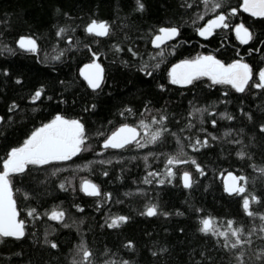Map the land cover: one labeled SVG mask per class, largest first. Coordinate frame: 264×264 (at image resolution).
<instances>
[{"label": "trees", "instance_id": "16d2710c", "mask_svg": "<svg viewBox=\"0 0 264 264\" xmlns=\"http://www.w3.org/2000/svg\"><path fill=\"white\" fill-rule=\"evenodd\" d=\"M143 2L146 4V11L143 14H132L134 0H0V31L6 33L5 36H0V70L8 69L10 72L7 78L0 72V117H3L0 120V137L7 136V139L0 138V161L4 158L9 145L22 140L25 132L42 122H47L51 119L49 114L55 115L56 112H61L69 119L81 117L87 119L89 135L96 136V130L101 125H104V131L110 134L115 127H119L120 122L138 126L143 119L145 123L150 124L152 117L167 104L169 115L175 117L168 127L176 133L169 135L163 145H149L146 150L138 151L134 146L128 151L107 150V154L102 157L85 153L82 159L67 165L72 171L64 172L59 179L51 177L56 184L67 182V191L48 188L49 194H45L46 190L38 187L39 181L45 180L46 175L50 176L51 169L46 175L17 174L12 182V197L16 202L17 210L21 213L18 218L26 219L27 211L38 206V214L42 217L36 221L31 218L26 219L30 233H37L43 240L45 232H52L58 222L48 220L47 213L53 210L64 211L65 222L72 227L57 228L55 239L61 241L59 251H42L33 246L31 234L23 242L15 241L13 238H3V242H0V264H19V260L15 257L10 260L6 258L21 249L25 251V259L30 256L36 264H71L81 237L94 253L95 264L121 260H127L129 264H192L190 254H193L194 249L195 259L200 258V251L207 249L216 259V264H230V262L235 264L226 251L214 248V238L197 231L199 220L212 217V223L221 230L227 227L229 219L236 221L235 227L243 225L246 231L253 225L259 227L258 217L253 220L243 213L242 196H229L223 192L224 182L221 174L225 176L231 171L236 176L246 175L247 185L244 181H240V184L247 188L248 194L258 193L264 196V192H261V189H264V174L258 171L259 168L264 167V138L258 137L253 143L251 137L255 134L257 125L249 123L239 113L240 100H243L245 110L252 109L259 122L261 117L258 106L264 104V95H261L257 89L246 90L244 94L230 97V102L223 105L217 103V98L222 99L221 94L230 86L217 85L208 88L207 78H202L204 83L191 91L172 86L167 93L162 94L150 78L137 73L135 66L131 70L123 68L119 65V58L113 64L114 57L110 53V46L122 41L124 36L128 35L134 43L125 44V52L120 58L130 57L131 54L127 53L126 49L131 46L142 55L145 63H151L149 55H155L159 51L167 54L173 51L172 45L177 41L182 43L187 40V44L177 49L179 55H166L165 74L172 64L181 59L194 58L201 52L215 53L218 49H221L218 58L225 62L230 63L232 59L237 58L235 52L238 51L240 56L244 57V62L255 65L264 54L253 53V58L250 59L248 52L250 47L258 48L260 40H264V36H261L260 40L255 39L258 33L264 31V25L259 23L264 18L252 17L250 13H244L240 7L243 0H220L226 13H230L232 8L238 10L236 16L229 15L232 27L243 23L245 27H249L254 39L246 45L241 44L234 31L219 29L209 39L202 40L195 34L192 19L195 18L197 25L202 26L209 18L218 14L210 8L206 9L203 0H183L185 4L193 5L187 15H182L184 9L178 8L181 0H143ZM62 13H68L69 17L75 20V24ZM197 14L204 19H199ZM92 18L108 21L110 25H114L111 29V37H95L84 33L82 26ZM177 23L181 29V36L165 43L160 49H155L150 39L147 43L139 39L140 36L154 35L152 28L158 29L161 24L175 26ZM125 24L130 26L127 32L122 31L121 28ZM53 25L68 29L72 38L81 42L80 48L87 45L98 53L99 62L106 70V83L102 93H93L86 87H77L82 83L79 68L90 60L76 51V43L72 45L75 55H65L63 66L58 73L45 70L46 65L60 63L55 61L54 57L60 55L70 38L68 33L64 35L63 40L56 37ZM76 25H80L81 28L72 32ZM20 35L32 36L37 41L39 62L35 54L22 53L16 47L15 40ZM7 48H12L16 55L8 52ZM156 75L159 76L160 73L157 72ZM17 78L22 80L21 85L15 84ZM60 80L65 81L64 88L58 87ZM41 86L45 87L46 94L41 100L32 103L30 94ZM53 90L56 94L63 92L68 102L57 107L55 98L49 101L47 97L53 94ZM193 92L198 94V98L194 101L195 107L213 105L208 107V112L213 113L217 120L215 128L208 120L202 130L198 117L188 115L189 102L194 99ZM257 96L259 98H256ZM97 97L99 101L94 114L82 113L84 107L91 108V102L96 101ZM142 97L144 100L152 101L147 110L144 109ZM74 98L77 101L75 106H73ZM13 101L19 104V111L15 115L8 112ZM121 105L136 107L139 112L134 116L129 115L126 120H117L113 117V113ZM225 112L235 118L221 119L219 113ZM9 116L14 121L11 126H9ZM109 121H112L111 126L108 125ZM188 124L192 127L183 132L179 131ZM147 131L148 129L138 127L141 138ZM212 136L217 139L213 140ZM189 137L191 143H195L196 140L203 142L207 139V146L201 148L198 153L194 152ZM92 148L94 152L101 151L96 147L95 140L92 141ZM181 150L184 159L195 158L201 164L206 173L204 177L195 173L194 165H180L173 167L177 178L172 184L157 185L155 181L150 185L143 183L147 171L163 172L166 158L180 154ZM241 150L246 152L243 159L237 156ZM149 152L153 155L149 157L146 166L143 157ZM133 156L138 158L132 159ZM249 156L252 159H249ZM94 158L110 159L112 163L90 165L88 162ZM253 164L256 170L253 169ZM185 170L194 174V184L191 189L183 188L179 180V176ZM104 171L109 175L104 176ZM85 180H90L99 187L101 191L99 197L88 196L80 191V186ZM152 204L157 205L158 214L155 217L141 216L140 213L146 211ZM73 205L84 209L83 213L77 211ZM97 206L101 207L102 211L97 210ZM196 209L202 211L197 212ZM250 209L256 213H264V205L251 203ZM165 212L169 214L164 215ZM177 212L183 214L177 215ZM119 215H129L132 221L122 229L101 227L106 217ZM128 240L134 242V251L122 247ZM253 240L256 241L255 247L258 248L260 242L255 236ZM159 248H167V252H158L157 256H152L151 252L158 251ZM244 259L247 261L248 256Z\"/></svg>", "mask_w": 264, "mask_h": 264}, {"label": "snow or ice", "instance_id": "6c2138e0", "mask_svg": "<svg viewBox=\"0 0 264 264\" xmlns=\"http://www.w3.org/2000/svg\"><path fill=\"white\" fill-rule=\"evenodd\" d=\"M206 9L210 8L211 11L217 13L214 18L208 19L207 23L203 26H198L196 19H192L193 28L195 34L199 37L207 40L212 37L214 30L216 29H228L229 31H234L237 38L240 40L241 44H248L249 41L253 40V34L249 31V27H245L243 23L232 24L229 22V15L236 16L237 8H232L230 13H226L224 7L220 0H203ZM193 7V5H187L181 0L178 8L184 9L181 13L182 15H187L188 11ZM244 13H250L252 17L264 18V0H243L240 5ZM59 11V10H57ZM146 11V4L143 0H134L132 7V14H143ZM63 16L69 17L68 13H62ZM199 19H204L203 16L197 14ZM72 23L75 24V20L72 19ZM234 23V22H233ZM259 23L264 25V19L260 20ZM114 25H110L108 21L100 20L95 18L90 19L86 24L82 26L84 33L89 35H94L95 37H111V29ZM55 29V36L61 38L66 33L69 34V40L65 45V48L61 50L60 55L54 57L55 61L60 63H53L52 65L45 66V70L50 73H58L62 68L64 63L65 55H75L73 52V43L77 44L76 51L81 55H84L90 60L89 63H84L82 67L79 68V77H82V83L77 85V87H86V89H91L93 93H102L103 86L106 83V70L101 63L97 62L99 59L98 53L85 45L83 48L79 47L81 43L78 40H74L71 33L65 27H59L58 25H53ZM80 25H76L71 31L75 32L80 29ZM122 31H129V25H122ZM51 31V30H50ZM152 32L155 33L152 36H140L139 39L144 40L145 43L150 39L151 45L155 49H160L162 45H165L166 41L173 40L181 36V29L179 23L175 26H164L161 24L159 28H152ZM6 33L0 31V36H5ZM264 36V31L258 33L255 39L260 40V37ZM134 41L130 39L128 35H125L122 41H117V43L110 46V53L114 57L113 64L117 62L119 58V65L127 70H131L134 66L136 67L137 73H142L144 77L150 78L155 87L160 93H167L172 86H177L178 89H184L186 91H191L197 88L199 85L204 83L202 78H207L209 82L207 84L208 88H214L217 85L230 86V88L224 91L222 99L217 98V103L227 105L230 102V97L235 94H244L246 90L257 89L261 95H264V55L261 56L260 61L256 62L255 65H250L248 62H244V57L240 56V53L235 52L234 58L231 62H225L223 59L218 58L221 49L217 52H201L198 53L194 58L181 59L177 63L172 64L165 74L164 69L167 67L164 64V60L167 56L179 55L177 51L178 48L183 47L188 41L184 40L182 43L177 41L176 44L172 45L173 51L165 53L164 51H159L155 55H149V61L151 63H145L143 61L142 55L135 51L131 46L127 47L126 52L130 53L128 59L120 58L125 52V44H132ZM15 45L18 47L22 53L35 54L37 62L39 46L37 41L32 36L20 35L18 39L15 40ZM203 47V46H202ZM224 46L222 45V48ZM7 51L16 55V52L12 48H7ZM91 53V55H88ZM253 53L264 54V40H260V46L258 48H249L248 57L253 58ZM170 62V61H169ZM163 65V66H162ZM258 69V70H257ZM2 75L7 78L10 76L8 69L0 70ZM159 72L160 75L157 76L156 73ZM160 81V82H157ZM74 83V82H73ZM15 84L21 85L22 80L17 78ZM65 81H58V87L64 88ZM67 91V89H65ZM46 94V89L44 86L37 88L34 92L30 94V101L35 103ZM109 96L111 93L108 94ZM57 101V107L59 104H66L67 98L64 96L63 92L56 94L53 90L52 95H48L47 99L52 101L53 99ZM193 101L189 102L190 111L189 116L198 117L199 123L202 126L210 120L213 128L217 126V120L214 118L213 113L208 112V107H195L194 101L198 98V94L193 92ZM256 98H259L258 96ZM144 109L147 110L152 104L151 100H144L141 98ZM99 97L96 101L91 102V108L87 106L82 109V113L86 112L89 115L94 114L97 109V104ZM77 103L76 99H73V106ZM260 110V120L257 122L252 109L245 110L244 101L240 100L239 113L241 117L246 118L247 121L253 125H257L255 128V134L251 137V141L255 143L258 137L264 138V104L258 106ZM35 110V109H33ZM19 111V104L13 101L8 108V112L15 115ZM139 112L136 107H125L121 105L113 117L117 120H126L129 115H135ZM207 114V115H206ZM51 119L47 122H42L39 126H35L33 129H29L23 134L22 140H17L14 144L9 145L6 148L5 156L0 161V242H3V238H13L15 241L23 242L31 234L33 237L32 244L35 247L40 248L42 251H59L61 247V241L55 239L57 228H71L72 225L65 222L66 214L64 211H51L47 213V218L50 221H57L58 224L53 228L52 232H45L43 240L39 238L37 233H30L26 225V219L31 218L33 221L40 220L42 217L38 214V207L30 208L25 214L26 219L18 218L21 213L17 210V205L12 197V187L13 180L16 178L17 174L30 176L32 174L40 175L47 174L49 169H51L50 176L46 175L45 180H41L38 183V187H43L47 192L48 188L59 191H67V182H60L56 184L55 181L51 180V177L59 176L64 172L72 171L67 165L75 163V160L82 159L85 153H91L94 157H102L107 154V150H124L128 151L133 149L136 150H146L149 145H163L167 140L169 135H176L172 132L171 128L168 127L169 124L175 120L174 116L169 115L168 105L165 104L158 112L156 116H153L151 123H145L143 119L140 120L138 126H133L128 122H120L119 127H115L110 134L104 131V125H101L97 129L96 136H90L88 130L87 119L66 118L61 112H56L55 115L51 113ZM142 115V113H141ZM221 119L233 120L235 117L229 115L228 113H219ZM3 117H0L2 120ZM14 123L11 116H9V126ZM108 125H112V121L108 122ZM139 128L148 129L145 136L141 138L138 132ZM192 125H185V128L179 129L180 132L191 128ZM228 135V133H225ZM7 139V136L0 137ZM190 146L194 152H199L201 148L207 146V139L203 142L196 140L195 143H191V137L188 138ZM212 139H217L212 136ZM96 141V147L101 149L99 152H94L92 148V141ZM153 153H148L143 157L145 165H148L149 157ZM240 158H245L246 152L241 150L237 153ZM138 157L133 156L132 159H137ZM252 159L251 156L248 157ZM90 165H104L111 164L112 161L105 159H93L88 162ZM195 166V173L201 177L206 175L205 169L197 162L195 158L184 159L183 150L180 154L175 156H168L166 158L165 169L161 171H147L143 183L152 184L155 181L157 185L172 184L173 180L177 178V173L173 171L174 166ZM253 169L256 170V166L252 165ZM261 174H264V167L258 169ZM104 176H108L107 171L103 172ZM193 172L185 170L179 176V180L185 189H191L194 184ZM223 179V192L227 193L229 196L236 195L242 196V210L245 216L255 220L259 218L260 224L257 228L253 225L250 229L246 231L243 225L235 227L236 221L229 219L227 220V227L221 230L219 227L212 223V217H205L199 220V227L197 231L205 236H210L215 239L214 248L226 251L235 261V264H264V213H256L250 209L251 203H256L258 205H264V196L258 193L248 194L247 188L239 184V181H244L247 185L248 177L246 175L236 176L233 172L229 171L227 177L225 178L221 174ZM231 181V182H230ZM80 191L88 196L99 197L101 191L99 187L92 183L90 180H85L80 186ZM264 192V189H261ZM110 198V194H109ZM77 208V211L83 213L84 209L79 208L77 205H73ZM97 210L102 211V208L97 206ZM197 212H201V209H196ZM158 214L157 205L152 204L147 207L146 211L140 213L141 216L155 217ZM169 213L165 212L164 215ZM177 215H182L183 213L177 212ZM132 221V217L129 215H119L116 217H106L104 224L101 225L102 228L107 229H122ZM82 223V221H81ZM35 227V225H33ZM78 228V226H77ZM150 235V234H149ZM260 242L258 248L255 247L256 241L253 237ZM122 247L127 248L131 251L135 250V244L132 240H128L126 244ZM195 249L193 254H190V260L192 264H216V259L209 254L207 249L199 252V259H195ZM159 253H166L167 248H159L158 251H152V256H157ZM248 256V260L244 259ZM15 257L19 260V264H36V262L28 256L25 259V251L21 249L19 252L12 253L11 257L6 259L10 260ZM71 264H95L94 253L85 244L83 237H81L79 244L76 246V250L73 254V259ZM106 264H129L127 260L116 261H106ZM231 264V262H230Z\"/></svg>", "mask_w": 264, "mask_h": 264}, {"label": "water", "instance_id": "95a60500", "mask_svg": "<svg viewBox=\"0 0 264 264\" xmlns=\"http://www.w3.org/2000/svg\"><path fill=\"white\" fill-rule=\"evenodd\" d=\"M211 18H214V16L211 17ZM211 18H209V19H211ZM206 23H207V21H206L204 24H206ZM204 24H203V25H204ZM203 25H202V26H203ZM217 30H219V29L214 30V33H215V31H217ZM197 36H198V35H197ZM198 37H199V36H198ZM199 38L202 39V40H205V39L202 38V37H199ZM209 38H210V37H209ZM209 38H208V39H209ZM238 40H239V39H238ZM239 41H240V40H239ZM167 42H169V41H166L165 43H167ZM153 47H154V46H153ZM97 62H99V59H98ZM87 63H89V62H87ZM99 63H100V62H99ZM82 66H83V65H82ZM82 66H81V67H82ZM81 78H82V77H81ZM226 177H227V175L225 176V178H226ZM230 182H231V181H230Z\"/></svg>", "mask_w": 264, "mask_h": 264}, {"label": "rangeland", "instance_id": "374dc122", "mask_svg": "<svg viewBox=\"0 0 264 264\" xmlns=\"http://www.w3.org/2000/svg\"><path fill=\"white\" fill-rule=\"evenodd\" d=\"M234 175H235V174H234ZM225 176H226V175H225ZM225 176H224V177H225ZM223 182H224V181H223ZM238 183L240 184V181H239Z\"/></svg>", "mask_w": 264, "mask_h": 264}]
</instances>
